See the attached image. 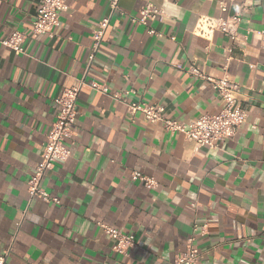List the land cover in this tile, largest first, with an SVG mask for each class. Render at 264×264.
I'll return each instance as SVG.
<instances>
[{"label": "crops", "instance_id": "obj_1", "mask_svg": "<svg viewBox=\"0 0 264 264\" xmlns=\"http://www.w3.org/2000/svg\"><path fill=\"white\" fill-rule=\"evenodd\" d=\"M151 2L162 9L149 34L131 16ZM54 35L29 36L37 0H0V254L6 264H172L188 240L197 264H264V0H119L98 50L95 23L109 0H67ZM225 4L226 10L221 6ZM240 13L245 44L221 31H195L200 16ZM27 34L24 52L1 43ZM239 86L246 121L217 147L196 148L180 133L131 115L128 100L161 104L189 122L223 105L192 62ZM82 80V81H81ZM91 82L104 86L93 89ZM81 83V84H80ZM80 86L71 155L41 178L59 203L30 196L27 180L58 110L62 90ZM132 172L153 177L145 187ZM109 225L133 234L126 254L112 249ZM196 227V229H194Z\"/></svg>", "mask_w": 264, "mask_h": 264}, {"label": "built area", "instance_id": "obj_2", "mask_svg": "<svg viewBox=\"0 0 264 264\" xmlns=\"http://www.w3.org/2000/svg\"><path fill=\"white\" fill-rule=\"evenodd\" d=\"M67 0H37L35 14L30 22L29 36L38 34L54 35V28L59 24L61 12L68 8ZM119 0H109L110 12L108 15L100 18L92 30L91 54L98 50L103 35L109 25L111 14L119 9ZM226 10L225 4L221 6ZM162 14V9L151 2L144 4L138 14L131 16L134 23L140 24L146 28V31L156 37H162L163 33L151 26L158 15ZM240 22V13L227 17L200 16L197 20L195 31L202 36H210L215 31H221L228 36L232 42L245 44L246 34H240L237 31ZM27 34L14 30L9 36L1 40V43L16 52H24L23 43ZM230 57H225L224 72L219 77H213L198 68L194 63L187 67V73L195 78L206 80L216 91L222 100V107L216 113H203L189 122H180L170 118L165 114V107L161 104H149L139 100H128L126 94L113 93L112 97L120 99L125 103L131 115L141 114L146 123L158 124L164 131L175 134L180 133L186 139L194 142L196 148L208 147L214 148L220 142L232 138L238 128L246 121L247 111L242 106L239 94V86L233 82L227 74V66ZM82 81V80H81ZM81 84V83H80ZM93 89L105 92L104 86L97 82H91ZM80 86L65 88L54 99L58 110L55 120L47 135V141L41 151V160L36 165L34 172L27 180V190L30 196L40 195L45 201L59 203L57 197H51L40 185L42 176L47 170L54 167L56 162L64 161L71 155L70 148L65 144L66 139L73 138V123L77 113L76 100ZM126 93V94H125ZM132 177L140 179L145 187L151 188L157 186L153 177L132 172ZM103 231L113 240L112 249L120 254H126L134 246L135 238L133 234L123 233L117 228L109 225L102 226ZM196 229V227H194ZM193 237H190L186 250L175 256L172 264H197L202 257V252L192 244ZM11 252L9 246L4 253L0 254V264H6V258Z\"/></svg>", "mask_w": 264, "mask_h": 264}]
</instances>
